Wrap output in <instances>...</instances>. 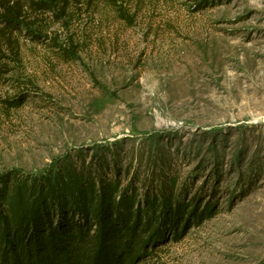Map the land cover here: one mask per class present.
Segmentation results:
<instances>
[{"label":"rangeland","instance_id":"1","mask_svg":"<svg viewBox=\"0 0 264 264\" xmlns=\"http://www.w3.org/2000/svg\"><path fill=\"white\" fill-rule=\"evenodd\" d=\"M118 2L128 22L93 0L28 10L5 39L0 177L119 169L141 194L136 173L162 165L217 214L140 264H264V0Z\"/></svg>","mask_w":264,"mask_h":264},{"label":"trees","instance_id":"2","mask_svg":"<svg viewBox=\"0 0 264 264\" xmlns=\"http://www.w3.org/2000/svg\"><path fill=\"white\" fill-rule=\"evenodd\" d=\"M91 1L0 0V53L28 10L64 14ZM104 2L128 22L118 0ZM88 172L68 165L48 177L19 171L0 177V264H140L153 246L180 237L185 224L217 214L214 206L191 210L196 201L181 203L178 178L166 176L162 165L136 173L144 179L141 194L132 179L122 186L119 169L114 178Z\"/></svg>","mask_w":264,"mask_h":264},{"label":"bare ground","instance_id":"3","mask_svg":"<svg viewBox=\"0 0 264 264\" xmlns=\"http://www.w3.org/2000/svg\"><path fill=\"white\" fill-rule=\"evenodd\" d=\"M172 80L175 81V82L183 81V79L180 78V77L179 78H172Z\"/></svg>","mask_w":264,"mask_h":264}]
</instances>
